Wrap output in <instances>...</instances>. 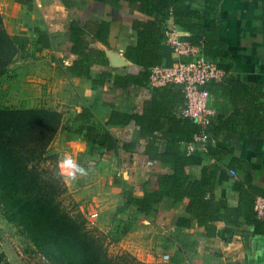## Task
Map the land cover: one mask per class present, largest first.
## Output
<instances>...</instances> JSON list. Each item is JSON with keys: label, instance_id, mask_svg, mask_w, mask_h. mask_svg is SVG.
I'll list each match as a JSON object with an SVG mask.
<instances>
[{"label": "crops", "instance_id": "crops-1", "mask_svg": "<svg viewBox=\"0 0 264 264\" xmlns=\"http://www.w3.org/2000/svg\"><path fill=\"white\" fill-rule=\"evenodd\" d=\"M212 1L217 39L228 52L225 59L229 64L225 79L219 82L220 88L210 91V105L215 110L210 124V129L216 131L214 144L229 149L224 156L225 172L215 180L216 206L222 210L240 204L239 192L234 188L236 181L246 184L248 180L258 191L255 198H264V126L252 119L259 116L264 120V28L259 1ZM190 3L200 11L208 6L206 0ZM104 9L96 0H0L4 26L11 35L21 36L20 50L26 53V57L9 67H15L22 74V91L32 103L51 106L61 114L60 126L50 147L59 154L58 164L67 189L78 201L84 196L97 198L101 211L120 208L122 212L117 214L115 222L118 243L139 255L148 254V259L153 261L164 254L165 260L157 264H264V231H258L251 223L242 221L240 226H231V238L223 240L219 236L207 237L204 227L197 225L195 219L190 227L177 225L180 216L189 217L185 213L187 198L175 202L164 196L148 215L131 204L123 207V190L141 196L146 181L147 188L154 190L158 187V174L169 173L170 169L145 153L149 137H141L140 128L134 122L107 123L114 109L143 112L144 102L155 94L154 86L130 83L117 87L110 78L102 86L92 87L90 78L74 75L67 69L78 58L71 51L77 40L70 29L72 21H98ZM136 19L147 20L148 16L126 0L110 8V46L92 41L84 50V57L91 61L92 72L112 69L117 74H136L140 70L130 61L124 68L112 67L105 52L115 51L125 57L128 45L136 43V31L132 28ZM37 29L46 33L49 48L39 50ZM181 32L182 37L189 35L183 29ZM166 49L161 63H170L176 57ZM95 50H103L104 54L98 56ZM32 54L36 55L35 59L31 58ZM61 61L62 67L59 66ZM229 81L241 85L238 91H233ZM180 107L181 103L176 106V113ZM83 108L89 109L91 121L99 131L107 130L117 140L116 152L99 147L89 151L92 144L79 132L83 121L77 118ZM228 118L231 120L229 128L223 126ZM155 133L158 136L155 145L159 151H164L167 140L161 137V130ZM124 142L135 143V147L125 150ZM211 161L213 159L206 157L204 164ZM229 168L238 173L236 178L228 174ZM104 222L105 219L102 225ZM130 223L132 229L125 231ZM215 224L218 229L226 226L224 221Z\"/></svg>", "mask_w": 264, "mask_h": 264}, {"label": "trees", "instance_id": "trees-1", "mask_svg": "<svg viewBox=\"0 0 264 264\" xmlns=\"http://www.w3.org/2000/svg\"><path fill=\"white\" fill-rule=\"evenodd\" d=\"M96 1L105 8L100 20H73L70 25L71 31L77 35L71 51L78 58L67 67L74 75L90 78L92 87L102 86L110 78L117 87L148 83L150 68L161 64L162 55L168 48L165 45V29L170 22L187 31L189 35L183 38L199 45L205 55L216 60L219 67L229 69L225 59L228 52L217 39L212 0H206L208 6L203 11L192 8L191 0H126L131 7H137L148 16L147 20H133L136 43L128 45L124 52L125 58L140 70L136 74H117L112 69L92 72L91 61L89 57H84V50L92 41L104 47L110 46V8L117 7L120 0ZM257 1L261 5L264 28V0ZM36 32L39 50L49 48L46 33L39 29ZM21 47L19 36L7 32L0 13V76ZM95 52L98 56L104 54L103 50ZM103 65L107 64L103 61ZM228 84L233 91H238L241 86L232 81ZM207 88L213 92L220 88V84L212 81ZM154 89V96L144 102L143 112L126 113L114 109L107 121L110 125L129 122L138 125L141 137H149L145 153L170 169L169 173L158 174L156 189H148L146 181L141 196H136L131 190H123V207L131 204L148 215L164 196L171 197L175 202L187 198L185 213L189 217L180 216L177 219L179 226L190 227L195 219L197 225L204 227L207 237L219 236L223 240L230 239L231 226H240L242 221L253 224L258 231H264V217L258 219L253 210L258 191L248 180L246 184L234 183L239 192L238 206L222 210L216 206L215 180L225 172L224 156L229 149L209 144L206 151L197 148L187 154L184 144L192 140L199 126L192 118L175 112L176 106L184 102L182 85L170 82ZM77 118L83 121L79 132L92 144V148L117 151V140L107 130L96 128L89 109L83 108ZM260 118L252 117L264 126V120ZM60 121V112L53 109L0 108V206L51 264H146L126 251L110 254L97 232L87 226L73 200L70 199L72 206L64 205L67 187L59 171L57 156L50 152V143ZM223 126L231 127V120L228 118ZM157 130H161V137L167 140L164 151H159L155 145ZM209 132L212 136L216 133L210 128ZM134 147L132 142L122 144L125 150ZM206 157L213 161L204 164ZM228 166L233 167L231 164ZM73 206L76 207L73 209ZM216 221H224L226 226L218 229ZM0 264L9 262L0 257Z\"/></svg>", "mask_w": 264, "mask_h": 264}, {"label": "built area", "instance_id": "built-area-1", "mask_svg": "<svg viewBox=\"0 0 264 264\" xmlns=\"http://www.w3.org/2000/svg\"><path fill=\"white\" fill-rule=\"evenodd\" d=\"M165 43L176 57L171 63L156 64L150 68L148 84L160 86L175 82L182 85L184 102L179 112L192 118L199 126L191 141L184 144L187 154L200 148L206 151L209 144H214V137L209 132L215 110L210 105L209 82H222L227 70L219 67L216 60L205 55L199 45L192 44L182 37L178 25L170 22L165 29ZM228 174L236 178L237 172L229 168ZM254 211L258 218L264 216V198L256 197ZM97 212L88 216L89 221L97 217ZM166 257V256H164Z\"/></svg>", "mask_w": 264, "mask_h": 264}, {"label": "rangeland", "instance_id": "rangeland-1", "mask_svg": "<svg viewBox=\"0 0 264 264\" xmlns=\"http://www.w3.org/2000/svg\"><path fill=\"white\" fill-rule=\"evenodd\" d=\"M21 37V36H19ZM27 38V37H25ZM31 58L35 59L34 54ZM26 57V53H23L20 49L13 55L9 64L6 66L4 74L0 76V108H48L52 109L51 106H38V104L32 103L31 99L27 97L22 91V74L15 67H9L14 61L20 60ZM45 57H48L46 55ZM59 65V64H58ZM59 66H63L62 61ZM46 104V103H45ZM54 110V109H53ZM89 151H92V147H89ZM50 152L56 154L58 164V152L52 150ZM59 167V164H58ZM60 171V168H59ZM60 174L62 175L61 171ZM66 187L67 183L62 176ZM68 193L65 194L64 205L72 206V201L76 204L77 208L82 212L83 217L86 220L87 226L97 232L99 238L102 240L104 246L107 248L110 254H116L122 251L129 252L135 256L139 261L145 262L146 264H157L163 262L166 257L161 254L159 258H155L154 261L148 259V254L139 255L138 252L134 253L122 247L118 243V232H117V214L122 212L120 208L116 211H101V205L99 200L92 196H84L82 200L78 201L74 198L72 192L67 189ZM71 199V200H70ZM73 206V209L74 207ZM97 212L93 222L89 221V214ZM104 215V217H102ZM133 218V217H132ZM131 218V219H132ZM105 219L104 224L103 220ZM113 224L112 226H110ZM108 226V227H107ZM110 226V227H109ZM132 229V224L125 229L129 231ZM0 257L9 262V264H51L41 252L31 243L27 238L22 229L8 218L6 211L0 206Z\"/></svg>", "mask_w": 264, "mask_h": 264}, {"label": "water", "instance_id": "water-1", "mask_svg": "<svg viewBox=\"0 0 264 264\" xmlns=\"http://www.w3.org/2000/svg\"><path fill=\"white\" fill-rule=\"evenodd\" d=\"M105 52L108 58L109 65H111L112 67L124 68L127 65L128 60L117 52L110 50H106Z\"/></svg>", "mask_w": 264, "mask_h": 264}, {"label": "clouds", "instance_id": "clouds-1", "mask_svg": "<svg viewBox=\"0 0 264 264\" xmlns=\"http://www.w3.org/2000/svg\"><path fill=\"white\" fill-rule=\"evenodd\" d=\"M79 171H81V172H82V171H83V169H79Z\"/></svg>", "mask_w": 264, "mask_h": 264}]
</instances>
